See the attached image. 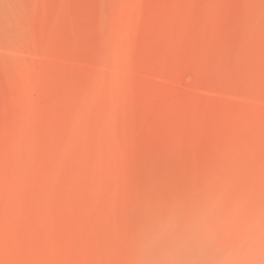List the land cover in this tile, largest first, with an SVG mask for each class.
<instances>
[{
    "label": "rangeland",
    "instance_id": "rangeland-1",
    "mask_svg": "<svg viewBox=\"0 0 264 264\" xmlns=\"http://www.w3.org/2000/svg\"><path fill=\"white\" fill-rule=\"evenodd\" d=\"M199 214L264 244V0H0V264Z\"/></svg>",
    "mask_w": 264,
    "mask_h": 264
},
{
    "label": "clouds",
    "instance_id": "clouds-1",
    "mask_svg": "<svg viewBox=\"0 0 264 264\" xmlns=\"http://www.w3.org/2000/svg\"><path fill=\"white\" fill-rule=\"evenodd\" d=\"M264 254L253 222L222 234L207 214L170 217L144 241L149 264H261Z\"/></svg>",
    "mask_w": 264,
    "mask_h": 264
}]
</instances>
